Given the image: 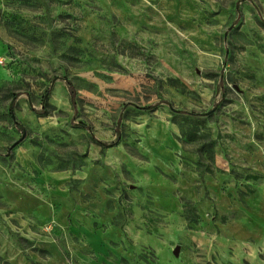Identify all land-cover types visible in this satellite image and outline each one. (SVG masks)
I'll return each mask as SVG.
<instances>
[{"label":"rangeland","instance_id":"374dc122","mask_svg":"<svg viewBox=\"0 0 264 264\" xmlns=\"http://www.w3.org/2000/svg\"><path fill=\"white\" fill-rule=\"evenodd\" d=\"M0 264H264V0H0Z\"/></svg>","mask_w":264,"mask_h":264}]
</instances>
